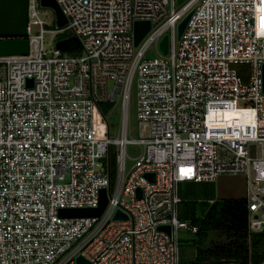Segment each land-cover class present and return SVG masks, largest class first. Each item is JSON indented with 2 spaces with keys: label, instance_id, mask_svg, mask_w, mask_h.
<instances>
[{
  "label": "built area",
  "instance_id": "built-area-1",
  "mask_svg": "<svg viewBox=\"0 0 264 264\" xmlns=\"http://www.w3.org/2000/svg\"><path fill=\"white\" fill-rule=\"evenodd\" d=\"M56 1L68 25L45 29L29 0V54L0 57V264H181L179 232L198 228L179 219V186L222 175L245 179L249 230L264 232L262 0ZM137 21L151 28L135 46ZM66 32L84 55L45 56L44 35ZM152 46L158 57L147 59ZM134 81L141 132L130 139ZM119 101L114 139L101 107ZM103 190L100 217L60 216L98 208ZM119 210L128 219L115 220ZM167 225L172 237L159 230Z\"/></svg>",
  "mask_w": 264,
  "mask_h": 264
},
{
  "label": "trees",
  "instance_id": "trees-1",
  "mask_svg": "<svg viewBox=\"0 0 264 264\" xmlns=\"http://www.w3.org/2000/svg\"><path fill=\"white\" fill-rule=\"evenodd\" d=\"M60 40L70 37L68 32L57 36ZM112 104L101 107L107 113ZM113 182L116 164H112ZM193 197L181 198L179 219L197 227L193 245L196 258L187 264H209L215 261H234L237 264H264V232L249 230V212L245 198H214L212 184L187 183ZM180 246V241H179ZM181 264H185L182 263Z\"/></svg>",
  "mask_w": 264,
  "mask_h": 264
},
{
  "label": "water",
  "instance_id": "water-1",
  "mask_svg": "<svg viewBox=\"0 0 264 264\" xmlns=\"http://www.w3.org/2000/svg\"><path fill=\"white\" fill-rule=\"evenodd\" d=\"M184 0H178L181 4ZM41 8L51 9L55 15V26L57 29H63L68 25V19L64 15L61 7L56 0H39ZM195 10H192L178 25L177 37L180 40L183 33L193 16ZM29 24V0H0V37L18 38L0 40V57L13 55H28L30 46L28 36ZM151 23L149 21H137L135 23V46H138L143 38L150 31ZM56 48L62 52L83 50V45L78 36L74 35L56 43ZM160 49L163 54L169 52V35L166 34L160 42ZM28 85L32 86L33 81L29 80ZM263 91H264V65H263ZM146 177L151 182H155V174H147ZM138 197L142 198V192L138 191ZM108 204L107 192L102 191L100 195V204L98 208H71L60 211L63 218H83L100 217ZM115 220H125L128 216L120 210L117 211ZM159 230L166 232L172 237V226H160ZM78 264H89L83 257L77 259ZM209 264H237L234 261H215Z\"/></svg>",
  "mask_w": 264,
  "mask_h": 264
},
{
  "label": "rangeland",
  "instance_id": "rangeland-1",
  "mask_svg": "<svg viewBox=\"0 0 264 264\" xmlns=\"http://www.w3.org/2000/svg\"><path fill=\"white\" fill-rule=\"evenodd\" d=\"M262 5L264 8V0H262ZM40 11L43 13L42 19L45 22V29L47 30H56L55 26V15L51 9L40 8ZM35 28L32 30V35H36ZM69 33V32H68ZM71 35V33H69ZM44 53L45 56H52L53 51L55 50L56 43L58 42V37L54 34L48 33L44 35ZM179 39L177 37V44ZM38 46L36 43L32 44V53H36ZM69 56H82L84 52L82 50L66 52ZM158 57V52L156 51L155 46H152L147 54V59H153ZM237 70L242 78H247L250 75V67L248 65L238 66ZM137 82L134 81L132 85L131 92V101H130V116H131V125H130V139H136L139 137L141 129L138 124V105H137ZM251 103L239 101V107H249ZM107 120L111 128V137L117 138L120 131L122 110L121 102L114 104L113 109L106 113ZM139 148L136 146H128V155L131 158H135L139 155ZM132 162L127 161V168L130 169ZM214 188V198L216 200L222 199H242L246 195V181L242 176H232V175H222L216 182L212 184ZM179 194L183 199L192 198L194 191L189 184H181L179 186ZM180 239V260L182 263H190L196 258V248L193 245L196 240V236L188 230H181L179 232Z\"/></svg>",
  "mask_w": 264,
  "mask_h": 264
},
{
  "label": "crops",
  "instance_id": "crops-1",
  "mask_svg": "<svg viewBox=\"0 0 264 264\" xmlns=\"http://www.w3.org/2000/svg\"><path fill=\"white\" fill-rule=\"evenodd\" d=\"M228 199V198H227Z\"/></svg>",
  "mask_w": 264,
  "mask_h": 264
}]
</instances>
